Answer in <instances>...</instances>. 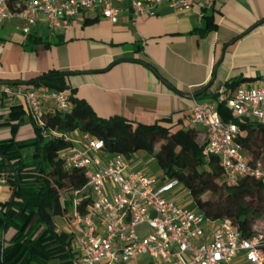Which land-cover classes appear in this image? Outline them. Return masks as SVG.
I'll list each match as a JSON object with an SVG mask.
<instances>
[{
	"label": "crops",
	"instance_id": "1",
	"mask_svg": "<svg viewBox=\"0 0 264 264\" xmlns=\"http://www.w3.org/2000/svg\"><path fill=\"white\" fill-rule=\"evenodd\" d=\"M190 1L188 12L164 1L157 14L139 19L128 8L116 23L98 11H88L64 21L55 31L41 17L32 33L51 43L36 48L26 45L28 35L23 34L19 20L0 23V80L28 81L51 70H72L67 77L68 93L75 90L74 96L103 118L121 116L134 123L190 128V95L196 89L213 78L218 87L231 77L264 75V0H216L208 10L201 7V0ZM97 16L96 22L84 23L86 17ZM241 85L260 86L264 80ZM5 86L0 83V114L4 116L0 140L33 138L23 96L7 94ZM53 106V101L47 102V112H53ZM13 125H18L15 133ZM195 129L200 142L206 143V129L201 125ZM34 152L27 148L23 155L29 160ZM149 156L133 154L127 158L128 170H146L162 180L161 171H148L151 163H143ZM11 193L9 184L0 186V207ZM186 203L195 207L191 198ZM57 222L66 231V219L57 218ZM12 234L13 229L6 232L0 226V239L8 240Z\"/></svg>",
	"mask_w": 264,
	"mask_h": 264
},
{
	"label": "built area",
	"instance_id": "2",
	"mask_svg": "<svg viewBox=\"0 0 264 264\" xmlns=\"http://www.w3.org/2000/svg\"><path fill=\"white\" fill-rule=\"evenodd\" d=\"M164 1L178 11L192 10L190 0H0V23L17 19L27 36L41 17L55 31L64 21L88 11H98L113 23L128 8L136 19L155 15ZM215 4L216 0H201L204 10ZM4 92L23 96L37 126H44L47 102L53 101V111L71 108L67 90L7 85ZM220 99L226 100L234 118L264 125V85H241L230 96L222 93ZM190 123L206 129L203 155L218 161L227 185L247 177L264 183V161L244 154L238 124L222 119L217 101L192 97ZM52 133L71 142L61 157L66 168L83 171L92 197L84 213L78 209L81 201L74 199L64 217L66 231L74 235V264H264V230L245 237L232 220L208 217L187 205L191 193L177 179L161 180L146 170L129 171L125 155L105 152L103 141L88 133ZM7 184L2 174L0 186ZM181 190L187 192L186 198L177 197Z\"/></svg>",
	"mask_w": 264,
	"mask_h": 264
},
{
	"label": "trees",
	"instance_id": "3",
	"mask_svg": "<svg viewBox=\"0 0 264 264\" xmlns=\"http://www.w3.org/2000/svg\"><path fill=\"white\" fill-rule=\"evenodd\" d=\"M97 20L98 16L86 17L84 23ZM27 37L26 45L32 48L51 43L32 32ZM219 62L220 59L216 65ZM72 73V70H51L24 87L67 90L70 89L67 77ZM257 79L264 80V75L231 77L218 87L211 79L194 94L199 100L217 101L222 119L238 124V142L244 154L254 161H264V125L248 118H234L226 100L220 99L222 93L230 96L241 84ZM74 93L71 90L68 96L69 110L48 112L44 126L32 122L33 138L17 140L12 136L0 140V176L6 175L12 192L0 207V226L6 232L13 229L8 240L0 239V264H74L76 259L72 247L74 235L60 228L56 216L65 217L76 198L81 201L79 211L84 213L92 197L83 171L66 168L61 157L71 142L53 131L88 133L103 141L105 152L121 153L127 158L143 151L157 161L163 179H177L190 191L198 211L212 219L232 220L245 237L262 231L255 228V223L264 215V183L247 177L236 185H227L218 161L204 157L205 143L198 139L195 127L173 129L158 123H134L121 116L103 118ZM18 125L12 126L13 133ZM27 148L35 150L29 160L23 155Z\"/></svg>",
	"mask_w": 264,
	"mask_h": 264
},
{
	"label": "rangeland",
	"instance_id": "4",
	"mask_svg": "<svg viewBox=\"0 0 264 264\" xmlns=\"http://www.w3.org/2000/svg\"><path fill=\"white\" fill-rule=\"evenodd\" d=\"M139 153L147 154V153H145L143 151H140ZM143 163H145V164L148 163L149 165L151 163V165L149 166L148 171H153L154 173H159L160 172L159 167H158V163L152 156L150 158L146 159L145 162L143 161ZM187 196H188L187 192L185 190H181L180 194L177 197L180 198V197H187ZM188 200H189V197H187V201ZM56 217L57 218H62L63 216L62 215H58ZM255 228L258 229V230H264V215L261 218L257 219V221L255 223Z\"/></svg>",
	"mask_w": 264,
	"mask_h": 264
},
{
	"label": "water",
	"instance_id": "5",
	"mask_svg": "<svg viewBox=\"0 0 264 264\" xmlns=\"http://www.w3.org/2000/svg\"><path fill=\"white\" fill-rule=\"evenodd\" d=\"M215 78H213L214 80ZM39 80V78H35L32 80H28V81H19V80H0L1 84L4 85H29L32 84L33 82ZM191 97H195L196 95L193 93L190 95Z\"/></svg>",
	"mask_w": 264,
	"mask_h": 264
}]
</instances>
